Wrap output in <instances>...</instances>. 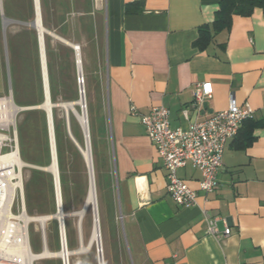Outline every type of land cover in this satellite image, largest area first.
<instances>
[{
  "label": "crops",
  "instance_id": "obj_1",
  "mask_svg": "<svg viewBox=\"0 0 264 264\" xmlns=\"http://www.w3.org/2000/svg\"><path fill=\"white\" fill-rule=\"evenodd\" d=\"M220 1L0 0V96H11L18 114L29 112L32 133L24 136V143L37 154L51 153L49 164L24 162L17 128L20 159L35 167L30 179L52 172L56 193L51 167L54 143L64 227L71 231L74 224L66 213L78 209L81 244L91 213L92 234L96 213L100 229L104 215L107 242L114 243L120 264L131 260L132 264H264V8L256 7L247 16L235 14L229 29L214 33L200 47L195 44L200 27L213 23ZM75 46L88 134L79 117ZM202 82L212 84L213 95L196 108L194 91ZM232 101L239 106L249 103L255 116L226 141L213 192L201 190L202 173L191 161L178 169L179 177L198 193L196 205L178 204L167 190V170L141 114L163 105L169 109L172 128H187L229 108ZM87 145L95 195L97 189L95 209L90 208L92 203L86 207L91 189L83 154ZM58 147L66 154L69 148L79 149L86 164L84 197L71 198L74 179L69 171L66 209ZM79 176L83 181L81 171ZM22 200L26 210L24 188ZM51 201L48 211L36 216L49 217L60 228L57 193L56 204ZM203 210L217 217L221 232L227 226L232 232L208 234ZM102 240L104 256L98 252V259L112 264ZM93 243L90 240L81 253L91 251ZM75 247L68 244L72 252L79 248Z\"/></svg>",
  "mask_w": 264,
  "mask_h": 264
},
{
  "label": "built area",
  "instance_id": "obj_2",
  "mask_svg": "<svg viewBox=\"0 0 264 264\" xmlns=\"http://www.w3.org/2000/svg\"><path fill=\"white\" fill-rule=\"evenodd\" d=\"M213 90L210 82L198 83L192 106L200 108L206 98L212 97ZM18 112L19 108L11 96H0V222L2 212L8 205L11 187L14 185L13 197L9 205L10 214L5 217L6 243L8 245L25 243L33 252L29 223L39 217H30L26 213L23 200L22 204L20 203L19 213L13 212L15 201L18 195L22 194L23 189L21 171L23 166L9 158L10 155H19L16 126ZM133 112H137L135 107ZM254 116L255 110L249 103L239 106L234 101L229 108L217 111L205 119L196 120L187 128H172L169 122V109L163 105L154 106L149 112L141 114L147 134L156 145L167 170V190L178 204L185 207L194 206L197 204L198 196L197 191L179 177L178 169L191 161L202 173L201 190L205 193L213 192L219 184L218 172L223 164L226 141L238 134L245 120ZM19 181L21 185L17 184ZM203 211L208 234L219 237L228 236L232 232L229 226L221 232L217 217L210 215L207 210ZM47 219L49 217H44V221L41 222L44 239ZM1 260L11 263L10 256L5 254Z\"/></svg>",
  "mask_w": 264,
  "mask_h": 264
},
{
  "label": "rangeland",
  "instance_id": "obj_3",
  "mask_svg": "<svg viewBox=\"0 0 264 264\" xmlns=\"http://www.w3.org/2000/svg\"><path fill=\"white\" fill-rule=\"evenodd\" d=\"M11 87H12V83H11ZM21 92H24L26 95H28L27 91L22 90ZM61 113L62 115L66 114V108L64 106H62ZM26 116H28L29 118L28 119L25 118ZM40 119L41 117H38V122L40 121ZM30 123H31V119H30L29 112H20L16 116V126L19 130V134L21 138L20 139L21 140V156L24 162H30L34 164L43 163L46 161L45 160L46 157H43V155L41 156V154L35 153L34 147H31L30 144H26L23 141L24 136L29 137L32 133ZM49 155H50V162H51L50 150L48 153V157ZM96 156L97 155H95V158ZM33 168L35 167L32 164L27 165L24 163L22 170H21L23 188H24V197L26 201V211L29 216H36L44 212H47L48 211V205H47L48 201L52 200L56 204V193H55L54 178H53L52 172H50V176L33 178V182H32V180L30 179V175H31V171H33ZM71 178L74 179V176H72ZM95 179H96V175H95ZM71 192H72L71 198L75 199V196H76L75 190ZM96 195H97V189H96ZM102 195L103 194H101V191H100L99 196H98L100 205H101V200L103 201ZM20 203L22 204V194L21 195L19 194L18 199L15 201L13 212L16 214L19 213L20 211ZM90 208L92 209V205L90 206ZM77 211L78 209H75L74 211L70 213L65 212L71 217L73 224H74L70 231L68 244L70 247L76 246L75 248L79 247L80 236H81L79 226H78L79 215L77 214ZM55 220L58 221V219H55ZM101 220H102V225L100 224L101 225V229H100L101 236H99V239H97L93 243V246H92L93 249L91 251L89 250L88 252L81 253V254L72 253L69 257L70 264H83V262L80 263V260H82L81 259L82 256H83L84 261L87 259L86 261L88 264H105L99 261L98 259V248L96 244V242L99 241L100 239L102 240V238H103L102 242H104L105 244V254H106V258L108 262L110 263L111 261L112 264H120L117 253H116V249L114 247V243L112 241H109V243L107 242V235H106L107 225H106L104 215H102ZM90 221H91L90 225L88 224V222H86V225H85L86 234L83 231L82 237H81L84 246H88V243L90 242L91 236H92V227H93L92 213L90 215ZM89 229H90V232H89ZM68 232L69 230H67V238H68ZM29 237H30V244H31L32 251L35 254L37 252H41L43 249L45 250L44 248L46 247L45 244L47 245L48 250L50 252L56 253V252L61 251L60 228L58 226V223L55 224V221H53L51 218L45 221V237H46L45 239L43 237V230H42L41 223H39V221L37 220H32L29 223ZM70 250L72 251L73 249H70ZM102 255L104 256V254ZM33 264H64V261H63L62 256L54 254L52 256L50 255L47 257L46 256L40 257L38 259L36 258L34 259ZM131 264H132V260H131Z\"/></svg>",
  "mask_w": 264,
  "mask_h": 264
},
{
  "label": "trees",
  "instance_id": "obj_4",
  "mask_svg": "<svg viewBox=\"0 0 264 264\" xmlns=\"http://www.w3.org/2000/svg\"><path fill=\"white\" fill-rule=\"evenodd\" d=\"M256 7L264 8V0H221L220 8L216 14V17L212 24H206L200 27V34L198 39L195 41L196 45L200 47L205 46L210 42L214 33L218 31H222L225 29H229L232 25L233 16L235 14L239 15H251ZM252 119V118H250ZM247 119V120H250ZM245 120V121H247ZM71 121H72V129L74 123V115L71 113ZM47 150V149H46ZM70 153L66 154L61 151L58 147V159L60 166V178L62 185V194L64 199L65 209L67 208V202L70 198V193H68V184L72 179L71 176L74 175V186L73 190H75L76 198L82 195L83 197L87 192V173H86V164L85 160L79 151V149L69 148ZM49 150L45 153H39L41 156L46 157V161L43 163H38L41 165H46L50 163V155L48 157ZM76 167V171H75ZM77 167H80L77 168ZM70 168L71 170H69ZM70 171V172H69ZM80 171L82 173L83 181H80ZM77 172V174H75ZM35 178V177H34ZM33 182V178L31 179ZM67 230L68 225H67ZM70 231L68 232V242H69Z\"/></svg>",
  "mask_w": 264,
  "mask_h": 264
},
{
  "label": "bare ground",
  "instance_id": "obj_5",
  "mask_svg": "<svg viewBox=\"0 0 264 264\" xmlns=\"http://www.w3.org/2000/svg\"><path fill=\"white\" fill-rule=\"evenodd\" d=\"M79 67H80V70H81V64H79ZM83 105L85 107V102L84 101H83ZM46 107L47 108L49 107L48 104L46 105ZM67 107H69V106H67ZM84 118H85V116H84ZM52 132L54 133V131H52ZM86 152H87V155L89 156V163L91 165L90 148H88V150ZM9 158L12 159V160H16L19 163L20 166L24 165V163L19 158L18 154L10 155ZM52 170L54 171V173L57 176L58 175V171H57V168H56V161L55 160H54V165L52 166ZM91 183L92 184H91V189H90L89 201H90V203H94V205L96 207V196H95V187H94L92 166H91ZM17 184L21 185V181H19ZM13 189H14V185H12V187H11L10 198H9V201H8V205L6 206L5 210L2 212V220L0 222V264H33V260L36 259V258L38 259L40 257H45V256L47 257V256H50V255L52 256L54 254H57V255H60V256L64 255L65 257L68 256V263L70 264L69 257H70V255L72 253H81V252H84L85 250L87 251V247L88 246H84L82 241H81V244H80L79 248L76 250V252H72V251L69 250L66 227H64V228L62 227V230L60 232L61 243H63V250L61 249V251L56 252V253L50 252L48 250L47 246L45 247V250L43 251V253L35 254L34 252H31V250L29 249L28 245L25 244V243H20V244H17V245H8L6 243L7 234H6V220H5V217L10 214L9 205H10L11 199L13 197ZM59 202H60V212H59L58 216L62 219V214H61V212H62L61 211L62 198H61V195L59 196ZM63 214H64V212H63ZM81 218H82V216H81ZM26 219H28V218L26 217ZM43 219H44V217H39V218H37L35 220H37V221H39V223H41V222L44 221ZM99 223L100 222L97 220V216H96L94 230H93V234H92V237H91V241H93V242H95L97 239H99V236H100ZM98 243H99V245L101 247V239L98 241ZM4 254L6 256H10L11 263H6L5 261L1 260V257H3ZM101 256H102V254H101Z\"/></svg>",
  "mask_w": 264,
  "mask_h": 264
},
{
  "label": "water",
  "instance_id": "obj_6",
  "mask_svg": "<svg viewBox=\"0 0 264 264\" xmlns=\"http://www.w3.org/2000/svg\"><path fill=\"white\" fill-rule=\"evenodd\" d=\"M37 3H39V0H35ZM76 48V52H77V56H78V64H79V47L78 46H75ZM78 82H79V85H80V100H79V104H80V107H81V114H79V117L80 119L82 120V123L84 125V128L86 130V133L88 134V128H87V113H86V105L84 107L83 105V101L85 102V96H84V88H83V75H82V72L80 71V68L78 70ZM204 105H206V102L204 103ZM67 107V106H66ZM85 116V118H84ZM49 120H50V125H51V129L53 128V124H52V113H51V105H49ZM54 140V139H53ZM87 149H88V145H87ZM87 151V150H86ZM86 151H83V154L85 156V159L87 161V164H88V168H89V173H90V182H91V166H92V158H91V153H90V161H91V165L89 163V156L87 155V152ZM52 164H51V167L54 165V160L56 161V168H57V171H58V161H57V155H56V151H55V148H54V143H53V147H52ZM92 172H93V167H92ZM54 176H55V186H56V193H57V201H58V212H57V215L56 217L59 219V222H60V230H62V227L64 228V216H63V207H62V204H61V214H62V219L58 216L59 212H60V202H59V196L61 195V190H60V179H59V172H58V175L56 176V174L54 173ZM93 179H94V173H93ZM92 184V183H91ZM90 195V194H89ZM96 196V195H95ZM90 201H89V197H88V200H87V204H86V207L89 205ZM93 205V208L95 209V205L94 203H92ZM97 215V220L99 221V218H98V213H96ZM95 221H96V217H95ZM66 241V240H65ZM46 245V244H45ZM97 246H98V252L99 254L101 253V249H100V245L97 241ZM63 250V243H62V248ZM63 257V261H64V264H69L68 263V256H62ZM100 261L102 263L103 262V259L102 257L100 258Z\"/></svg>",
  "mask_w": 264,
  "mask_h": 264
}]
</instances>
